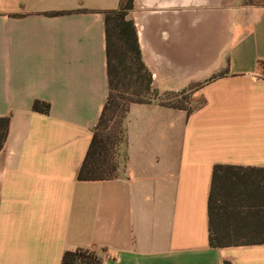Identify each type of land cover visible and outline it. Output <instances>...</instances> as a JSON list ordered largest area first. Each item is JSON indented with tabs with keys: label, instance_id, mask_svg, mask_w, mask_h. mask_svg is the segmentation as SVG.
<instances>
[{
	"label": "crops",
	"instance_id": "crops-1",
	"mask_svg": "<svg viewBox=\"0 0 264 264\" xmlns=\"http://www.w3.org/2000/svg\"><path fill=\"white\" fill-rule=\"evenodd\" d=\"M119 3L0 0V264L76 249L103 264H264V244L211 247L208 217L215 165L264 168V0H133L152 86L202 103L130 104L120 175L79 181L107 98L104 13Z\"/></svg>",
	"mask_w": 264,
	"mask_h": 264
},
{
	"label": "trees",
	"instance_id": "trees-1",
	"mask_svg": "<svg viewBox=\"0 0 264 264\" xmlns=\"http://www.w3.org/2000/svg\"><path fill=\"white\" fill-rule=\"evenodd\" d=\"M132 9L133 0H120L117 9L104 13L107 98L77 171L79 181L108 180L120 175L123 160L118 148L125 139L129 105L153 102L158 94L141 59L134 24L128 19ZM121 80L127 81L124 89L114 94ZM32 111L48 114L49 105L35 100ZM8 126L9 118L0 117V151ZM208 217L211 247L264 244V168L215 165ZM60 264H103V260L95 251L76 249L64 252Z\"/></svg>",
	"mask_w": 264,
	"mask_h": 264
},
{
	"label": "rangeland",
	"instance_id": "rangeland-1",
	"mask_svg": "<svg viewBox=\"0 0 264 264\" xmlns=\"http://www.w3.org/2000/svg\"><path fill=\"white\" fill-rule=\"evenodd\" d=\"M127 81L121 80L120 83L117 85V89L114 94H119L124 89V84ZM156 102L164 103L166 105H176L182 106L183 108L187 109L188 112L195 111L197 108L201 106V99L199 97H194L193 88L189 90H184L179 93H159L156 95ZM122 145L118 148V152L120 154V161L123 159V148Z\"/></svg>",
	"mask_w": 264,
	"mask_h": 264
},
{
	"label": "built area",
	"instance_id": "built-area-1",
	"mask_svg": "<svg viewBox=\"0 0 264 264\" xmlns=\"http://www.w3.org/2000/svg\"><path fill=\"white\" fill-rule=\"evenodd\" d=\"M256 77L259 78V79L264 80V69H262V70L257 74Z\"/></svg>",
	"mask_w": 264,
	"mask_h": 264
}]
</instances>
